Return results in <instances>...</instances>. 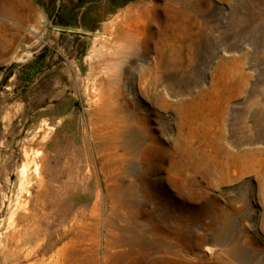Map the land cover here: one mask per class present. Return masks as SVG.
Segmentation results:
<instances>
[{
    "label": "rangeland",
    "instance_id": "obj_1",
    "mask_svg": "<svg viewBox=\"0 0 264 264\" xmlns=\"http://www.w3.org/2000/svg\"><path fill=\"white\" fill-rule=\"evenodd\" d=\"M0 264H264V0H0Z\"/></svg>",
    "mask_w": 264,
    "mask_h": 264
},
{
    "label": "bare ground",
    "instance_id": "obj_2",
    "mask_svg": "<svg viewBox=\"0 0 264 264\" xmlns=\"http://www.w3.org/2000/svg\"><path fill=\"white\" fill-rule=\"evenodd\" d=\"M126 21L128 22H122L121 24L117 25L114 30V40H116V45L113 51L114 56H120L123 53L124 48H129L136 45L138 34H135V36H133L131 31L132 27H134L136 31L138 30L137 27L139 23V17L138 15H132L130 13L126 18ZM140 45L144 50H146L147 47L145 46V43H142ZM156 56L157 57L154 61V64L152 65V67L148 68L145 73V76L150 77V79H152L153 81V84L150 83L152 86L146 92L145 89L143 91L145 92V95L149 101H153L155 99L161 100L162 98V92H160L158 89L161 85V78L159 74L161 72V65L166 62V56L163 53H157Z\"/></svg>",
    "mask_w": 264,
    "mask_h": 264
},
{
    "label": "trees",
    "instance_id": "obj_3",
    "mask_svg": "<svg viewBox=\"0 0 264 264\" xmlns=\"http://www.w3.org/2000/svg\"><path fill=\"white\" fill-rule=\"evenodd\" d=\"M81 1L84 2V0ZM60 25L69 26V24H64L63 22H61Z\"/></svg>",
    "mask_w": 264,
    "mask_h": 264
}]
</instances>
